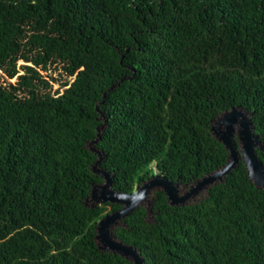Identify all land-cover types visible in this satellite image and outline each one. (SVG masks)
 I'll return each mask as SVG.
<instances>
[{
  "label": "trees",
  "instance_id": "1",
  "mask_svg": "<svg viewBox=\"0 0 264 264\" xmlns=\"http://www.w3.org/2000/svg\"><path fill=\"white\" fill-rule=\"evenodd\" d=\"M232 109L264 167V0H0V264H134L99 196L156 173L182 196L229 160ZM239 127L228 173L177 203L151 187L108 237L141 264H264Z\"/></svg>",
  "mask_w": 264,
  "mask_h": 264
},
{
  "label": "water",
  "instance_id": "2",
  "mask_svg": "<svg viewBox=\"0 0 264 264\" xmlns=\"http://www.w3.org/2000/svg\"><path fill=\"white\" fill-rule=\"evenodd\" d=\"M237 122L240 123V127L238 129V137L241 141V156L245 162V165L249 171L251 178L256 182L257 185L264 187V167L254 150L255 145L258 143V135L252 132L250 127V121L245 117V115L236 109H232L229 112H226L222 116H220L219 120L216 121L212 127L214 133L218 135L219 139H221L226 145V147L229 149V160L227 161L226 165H224L220 170L213 172L212 174H209L197 181L182 196H176V190L172 183L166 178L158 175L157 173L153 178L144 183L131 195L118 194L110 190L106 192L104 190L102 192V194L99 196V199L101 201L111 200L125 203V205L120 210L110 215H107L99 223V232L104 244L111 249L130 253L131 255H133L134 264H141V259L139 255L135 253V251L130 246L115 243L108 237L107 227L110 225V223L116 221V219L127 214L131 209H133L138 204V202L142 200L145 193L151 187L161 185L165 189V192L168 195L170 202L177 203L183 201L191 194L197 192L206 184L211 183L217 178H221L222 175L228 173L239 159L238 150L236 149L235 144L232 141V135L235 131L234 124ZM215 126H217V129L215 128ZM221 126H223L224 129H221ZM155 171H157V169H155Z\"/></svg>",
  "mask_w": 264,
  "mask_h": 264
},
{
  "label": "rangeland",
  "instance_id": "3",
  "mask_svg": "<svg viewBox=\"0 0 264 264\" xmlns=\"http://www.w3.org/2000/svg\"><path fill=\"white\" fill-rule=\"evenodd\" d=\"M12 81L14 80V78L13 79H11ZM55 87H57V84L55 85Z\"/></svg>",
  "mask_w": 264,
  "mask_h": 264
}]
</instances>
